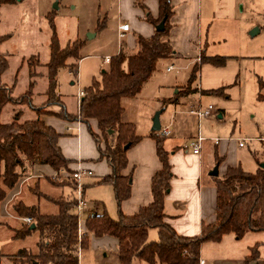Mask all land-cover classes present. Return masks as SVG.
Masks as SVG:
<instances>
[{
  "label": "rangeland",
  "instance_id": "1",
  "mask_svg": "<svg viewBox=\"0 0 264 264\" xmlns=\"http://www.w3.org/2000/svg\"><path fill=\"white\" fill-rule=\"evenodd\" d=\"M230 1L233 5V15H229L232 17L218 18L206 27L209 39H214L211 47L215 51L214 53L239 56L236 59H239L241 64L239 78L241 93L239 95L231 91L233 89H229L228 94H209L199 97L194 102L195 105L202 107L212 105L217 113H212L210 116L214 121L204 124L207 117L201 118L200 124L196 121L192 124L190 131L195 139L199 130L201 137L219 140L227 144L224 150L225 156L218 162L221 163V167L236 160L242 170L252 173L256 170V165L259 166L264 159V138H258L264 137V101L258 100L254 93L257 83L256 74L264 75V0ZM120 11V0H16L0 3V36L5 37V40L0 44V51L7 55L9 62L3 76L7 78V81L11 78V80L17 79L14 86L11 81L6 84L12 89V96L16 98L28 93L30 102L34 106L37 107L42 102L45 104L48 88L45 64L50 59L49 43L52 36L48 14L53 12L55 33L61 48L75 38L83 41V45L77 53L78 58L70 57L66 61L67 64L74 63L75 68L71 70L67 65L62 66L56 76V92L60 100L66 111L72 116H76L78 91L84 90L93 79H100L102 69L108 65L103 62L104 57L113 55L117 51L116 24ZM124 17L126 18V15ZM255 29L258 31L251 34V31ZM89 35H92L93 38H89ZM75 45L70 47L74 53ZM169 66L172 69L167 72L166 69ZM184 67H186L184 64L170 59L158 60L155 70L143 84L137 97L121 100L127 116L135 120L138 125H141L145 120V115L152 121L155 113L160 111L156 96L169 94L170 85L174 83L178 84L176 89H184L183 92H186L190 68L184 69ZM31 69L35 76L29 80ZM31 81H33V86L30 87ZM192 86L191 84L189 88L191 89ZM29 89L31 92H28ZM262 93H264V88H262ZM190 105H192L191 102L184 108L187 109ZM29 106L27 102L17 105L5 104L0 109V122H8L13 109L20 111L22 120L35 118L36 114ZM44 110L52 114L60 112L61 107L54 104L45 107ZM219 112H222V118H218ZM170 114L171 111L168 108L160 118L162 125L168 122ZM55 121L56 127L63 129V134L72 136L76 134L74 130L77 129V123H69L70 131H64L66 122ZM83 126L85 131L90 134L88 126L86 124ZM90 127L94 130L92 124ZM72 136H63L62 140L66 143L65 152L80 160L84 153L87 155L89 152H85L87 150L85 142L82 147L80 138L77 143ZM239 141L243 142L244 147H238ZM32 168L28 167L25 172H22V176L14 188L7 192L6 198L0 204V264H17L11 261L8 256L15 255L21 250L32 254L38 253L37 244L40 235L37 230L31 231L24 237H15L16 231L24 225H28L22 218L25 216H19L14 209L19 200H22L26 206L36 207L41 214H57L59 207L55 201L61 198L76 199L78 196L76 184H73L69 177L70 173L63 169L50 173L41 171L34 177L21 182L25 175L30 173L32 175ZM55 174H57V178H54ZM95 179L99 178H81V187H85L84 197L88 202L103 203L109 214V207L115 208L116 202L113 186L108 183L95 185L93 182ZM13 192H18L14 202L4 208V204ZM89 208L92 206H88ZM81 217L79 227L84 232L85 227L82 224L87 217V212ZM111 218L117 219L113 216ZM255 245L259 254L258 264H264V231H248L242 238L225 239L220 244L207 243L204 245L202 255L207 264H254L252 261L246 262L245 258L251 253V247ZM79 248L77 250L79 264H118L113 252L102 251L92 242L82 254L79 253L82 250ZM104 252H107L106 256H104Z\"/></svg>",
  "mask_w": 264,
  "mask_h": 264
},
{
  "label": "trees",
  "instance_id": "2",
  "mask_svg": "<svg viewBox=\"0 0 264 264\" xmlns=\"http://www.w3.org/2000/svg\"><path fill=\"white\" fill-rule=\"evenodd\" d=\"M16 0H0V3ZM160 16L157 20L146 19L155 27L165 17L164 30H154L149 37L136 36V50L127 54L120 51L110 57L107 69L101 72L100 79H93L84 88V95L79 101L77 117L66 111L56 92L57 72L62 66H69L71 70L75 64H67L71 57L78 58V51L83 41L78 39L69 42L65 47L59 46L55 33L53 16L48 14L52 28L49 50L50 59L46 63L48 88L45 104L37 107L30 102L28 93L13 97L12 89L2 81V74L7 70L9 62L7 55L0 51V109L7 103L14 105L27 102L35 112L36 117L29 120L20 119V111H16L10 122H0V204L6 198L7 192L12 190L22 172L34 165L46 164L54 171L63 169L72 172L70 164L58 144L61 134L51 125L46 124L40 117L50 114L65 121H80L89 124L90 119L96 120L97 131L89 128L101 158L108 162L111 173L102 177L99 183L113 186L117 206L130 194V176L121 175V170L127 164L126 151L139 136L135 133L133 123L121 119L123 98L134 97L139 93L142 85L151 77L160 59H166L173 54L167 36L168 20L172 15L170 0H158ZM5 37L0 36V44ZM75 45V53L70 50ZM190 71L186 92L191 93L190 85L194 82L200 62L223 64L225 57H208L201 55ZM31 63V62H30ZM75 71V70H74ZM30 77L35 73L30 70ZM262 85V83H259ZM33 86V81L30 82ZM28 92H31L30 89ZM220 89L209 90L207 93H219ZM181 95L176 94L174 97ZM264 100V94L257 95ZM165 102V101H164ZM172 100L163 103H170ZM57 104L60 112H47L49 105ZM89 126V125H88ZM111 129V133L108 130ZM152 137L156 141L157 155L161 168L151 179L152 201L141 207L135 214L126 216L119 214L117 219L107 213H90L86 217L85 232L78 242V220L75 214V199H59L57 214H41L34 206L29 207L19 202L14 206L19 216L31 217L35 227L24 225L16 231L15 237H24L33 230L39 232L38 253L32 254L21 250L15 255L8 256L17 264H79L78 247L85 248L89 234L97 237L111 235L118 240L117 258L119 264H134L143 261L147 264H198L200 246L205 242H218L225 234H234L242 238L248 231H264V169L258 167L249 173L241 167H229L221 177L215 178L217 189V219L215 223L205 226L200 235L182 236L164 221V197L167 194L172 178L169 152L164 150V135L154 131ZM103 142L104 147L100 144ZM129 144L127 149L124 146ZM76 184L74 180L71 181ZM149 228H157L159 238L148 241ZM257 246L251 247V253L245 258L246 262L258 260Z\"/></svg>",
  "mask_w": 264,
  "mask_h": 264
},
{
  "label": "crops",
  "instance_id": "3",
  "mask_svg": "<svg viewBox=\"0 0 264 264\" xmlns=\"http://www.w3.org/2000/svg\"><path fill=\"white\" fill-rule=\"evenodd\" d=\"M170 4L172 7V15L168 20L169 30L167 40L173 49V54L166 59L184 64V66H186L184 69L190 68L188 73L190 74L191 68L196 62L197 57L201 55L212 58H218L221 56L225 57L224 63L220 65L209 62H200L197 78L192 83L193 86L191 89L193 91L191 93H184V89H176L178 84L174 83L173 85H170L169 94L155 97L160 106L159 120L161 127L170 125L171 128V133L169 135H164L165 139L163 141L164 150L169 152V163L171 165V172L173 174L170 180L169 190L164 197V221L169 224L179 235L196 236L202 233V230L205 226L215 223L217 219V189L215 185V178L223 176L229 167L235 168L240 164H237L235 160L233 163H228L222 165L221 167V163L218 162H220L219 159H223L225 156L224 150L227 144L225 142H220L219 140H217V143H214V140L204 138L201 143L200 152L197 154L192 152L191 148L189 147V143L195 140V138H193L194 136L192 137V133L190 131L191 126L196 121L198 124H200L199 120L201 118L197 119L194 115L187 113V110L194 106H198L195 105L194 102H196L199 97H205L209 94H228V91H230L229 89H233L231 91L240 95L241 81L239 78L241 64L240 60L236 59L239 56L218 55L214 53L215 51L211 49L214 39H209L206 27L218 18L232 17L229 15H233V5L231 4L230 0H170ZM120 7L121 11L118 12V15L120 16L116 24L118 48L113 55L118 54L120 51H124L127 54L133 53L136 50V36L141 35L143 37H149L155 30V27L146 19V16H149L152 20H157L160 16L158 0H120ZM124 15H126V18ZM121 22H127L129 24V28L124 32L122 37H119L120 31L118 29V25ZM89 38H93V36L91 35ZM74 40H76V38ZM113 55L108 56L111 57ZM107 64L108 63H106V65ZM104 69H107V67ZM4 73L1 76L2 81L5 84L11 81L13 82L12 86H14L16 83L15 80L17 79L11 80V78L8 79L9 81H7V78L3 76ZM263 76L264 75L261 73L259 75L256 74L255 77L257 82L256 86L254 87L256 98L259 93H262V88H264ZM33 78L34 77H30L29 80H32ZM260 82L262 85L259 84ZM183 87H185V85H183ZM215 89H220L221 92L207 93L209 90ZM180 91L181 95L174 97L176 94L180 93ZM137 95L134 97H129L128 99H135ZM168 100H172V102L166 103V105L163 107L162 104L168 102ZM189 102H191L192 105L185 109L184 106ZM155 108L157 107L155 106ZM168 108H170L171 111L170 117L168 118V122L162 125L160 118ZM15 112L16 110L13 109L12 116L8 122L12 120ZM215 113L217 112L214 108L213 114ZM210 116H207L204 124L206 122L214 121V119L210 118ZM222 116V112H219L218 118H222ZM40 117L46 124L53 126L61 134L58 144L63 155L67 159L73 161L70 164L72 172L78 169H85L89 171V174L82 176L85 179H93V177L100 179L111 173V168L106 159L100 157L99 149L93 137L85 131L83 126L85 123H82L79 120L72 122L63 120L66 122L64 131H66V127L69 123L78 124L77 129L74 130L76 134L72 136L63 134V129L56 127L57 124L55 120L62 119L49 114H43L40 115ZM144 117L145 120L141 125H138L135 120L127 116L126 110L123 108V113L121 116L122 121L133 123L135 126V133L137 136H139L138 141L126 151L127 164L121 170V175L130 176L131 185L129 196L121 201L120 207L117 206L116 202L115 208L109 207L108 214L103 203H100L99 201L88 202L85 199V187L83 186V197L87 202V208L85 210V213L87 212V216L92 212L96 214L107 213L110 217L113 216L114 218H118L120 213L130 216L135 214L141 207L147 206L151 203V179L153 175L161 168V162L157 155L156 141L151 135L154 132L151 130L152 121L151 119H148L147 115ZM91 124L94 127V130H91L97 131L96 120H89V126L87 125L88 130L91 128ZM172 134H174V136H172ZM199 134L200 131L198 130L197 136ZM63 136H72V138L75 139L77 143L80 138V144H82L83 147V143L85 142L87 147L85 152L88 151L89 153L87 155L84 153L80 160H78L77 157H72L70 154H67L65 152L66 143H64L62 140L64 139ZM170 136L172 137L168 138ZM258 138L261 139L264 137L260 136ZM183 141L184 143H182ZM239 142L238 147H244V144L243 146H239ZM100 146L101 148L104 147L103 142L100 144ZM258 167L259 166L256 165V169ZM214 168L217 169L216 175L210 174ZM32 169V175L31 173L25 175L21 182L27 178L34 177L36 173L41 171L46 173L54 172V170L46 164L34 165ZM98 180H93L94 184L103 185L99 183ZM17 193H12L11 197L4 204V208L14 202ZM18 202L23 203L22 200H19ZM88 206H92V208L88 209ZM85 221L86 219L82 224L84 227ZM233 235L234 234L232 233L225 234L220 241L212 243L220 244L225 241V239H238L235 237V235ZM158 238V229L149 228L147 240L156 241ZM90 242H92L95 247H99L102 251L109 250L110 252H113L118 262L116 255L118 247L117 238L111 235L97 237L93 234H89L87 245L81 250L80 254H82L86 248L88 249ZM207 243L210 242L201 244L199 254V257L203 258L206 264L207 261L202 253L204 245ZM106 255L107 252H104V256ZM252 263L258 264L259 262L252 261ZM134 264L147 263L143 261H135Z\"/></svg>",
  "mask_w": 264,
  "mask_h": 264
},
{
  "label": "built area",
  "instance_id": "4",
  "mask_svg": "<svg viewBox=\"0 0 264 264\" xmlns=\"http://www.w3.org/2000/svg\"><path fill=\"white\" fill-rule=\"evenodd\" d=\"M128 28H129V24L127 22H121L118 25V29L120 31L119 37H122L124 35V32L127 31ZM199 57H197L196 61L200 60ZM109 60H110L109 56L104 57V62L108 63ZM171 69H172V67L169 66V67H167L166 70L170 71ZM83 95H84V90H79L78 94H77L78 105H79V101ZM213 111H214V107L212 105H208L206 107H202V106L198 105V106H194L192 108H189L187 110V113L194 115L197 119H200L202 117L210 116L213 113ZM70 129H71V126L68 125L66 127V130L69 131ZM159 132L161 135H169L171 133L170 125H166V126L161 127ZM203 140H204V138L201 137L200 135H198L195 140H193L189 143V146L191 147V150L193 153L197 154L200 152L201 143ZM214 143H217V140H214ZM239 146H243V142L240 141ZM86 174H89V171H87L85 169H78V170H75L69 174V177L76 182V191L78 194L77 198L75 199L76 200L75 209H76V217L78 220V228H79V231H78V242L79 243L81 241L82 234L85 232V231L83 232L81 227H79V221L82 218L81 217L82 214L85 213V210L87 208V202L83 197V191H82V187L80 184V179L82 178V176H84ZM54 178H57V174L54 175ZM23 219L27 224H30L31 220H32L31 217H24ZM79 250H80V248H79ZM198 264H206V262L203 258L199 257L198 258Z\"/></svg>",
  "mask_w": 264,
  "mask_h": 264
},
{
  "label": "water",
  "instance_id": "5",
  "mask_svg": "<svg viewBox=\"0 0 264 264\" xmlns=\"http://www.w3.org/2000/svg\"><path fill=\"white\" fill-rule=\"evenodd\" d=\"M164 22H165V17L161 19V21L155 26V30L157 31H163L164 30ZM258 30L255 29L253 31H251V34H254L256 33ZM91 36V35H89ZM103 71V70H102ZM159 114H160V111L156 112L154 117L152 118V126H151V130L153 131H159L160 128H161V124H160V120H159ZM109 133H111V129L108 130ZM129 146V144H126L124 146V149H127ZM259 167L263 168L264 169V162H261L259 164ZM210 174L212 175H216L217 174V169L214 168L213 171L210 172ZM35 227V224L34 223H31L30 225V229L34 228Z\"/></svg>",
  "mask_w": 264,
  "mask_h": 264
}]
</instances>
